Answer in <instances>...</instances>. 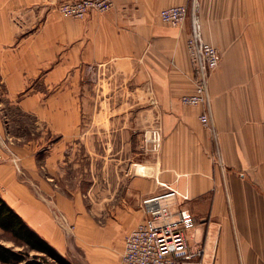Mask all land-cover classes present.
Wrapping results in <instances>:
<instances>
[{"label":"crops","instance_id":"1","mask_svg":"<svg viewBox=\"0 0 264 264\" xmlns=\"http://www.w3.org/2000/svg\"><path fill=\"white\" fill-rule=\"evenodd\" d=\"M59 1L0 0V146L20 158L0 163V195L72 264H119L144 199L171 187L196 264H264V0H114L83 19ZM193 3L223 55L212 128L181 100L191 20L160 19Z\"/></svg>","mask_w":264,"mask_h":264},{"label":"built area","instance_id":"2","mask_svg":"<svg viewBox=\"0 0 264 264\" xmlns=\"http://www.w3.org/2000/svg\"><path fill=\"white\" fill-rule=\"evenodd\" d=\"M114 0H60L58 10L67 16L86 18L92 11H106L112 8ZM190 13L188 5H173L161 10V19L171 25L183 24ZM188 47L196 69V90L183 96V102L201 105V122L213 127V114L209 99V76L219 65L221 54L203 35L201 24L195 12L192 13V28L188 38ZM155 147L160 149L163 137L159 130L154 133ZM11 157L17 161L16 154L8 146ZM159 151V150H158ZM6 154L0 148V162ZM177 191L171 187L162 194L144 199L143 205L147 217L141 221L126 237L125 251L119 264H189L202 249L193 250L189 243L188 231L196 225L195 215L184 207L175 204Z\"/></svg>","mask_w":264,"mask_h":264},{"label":"trees","instance_id":"3","mask_svg":"<svg viewBox=\"0 0 264 264\" xmlns=\"http://www.w3.org/2000/svg\"><path fill=\"white\" fill-rule=\"evenodd\" d=\"M0 228L14 244L0 240L1 264H72L31 228L0 195Z\"/></svg>","mask_w":264,"mask_h":264},{"label":"rangeland","instance_id":"4","mask_svg":"<svg viewBox=\"0 0 264 264\" xmlns=\"http://www.w3.org/2000/svg\"><path fill=\"white\" fill-rule=\"evenodd\" d=\"M59 3V2H58ZM181 5H183V4H181ZM114 6V5H113ZM189 6V9H190V13H189V15H188V18H187V20L190 18V20H191V28H192V13L193 12H195V14H196V16L198 17V20H199V22H200V24H201V29H202V35H203V37H204V39H205V36H204V32H203V27H202V21H201V18H200V15H199V13H198V10H197V5L195 4V3H193V4H191V5H188ZM57 9H58V4H57ZM107 11V10H106ZM102 12H104V11H102ZM160 15H161V11H160ZM160 19H161V16H160ZM186 20V21H187ZM161 21L163 22V23H165V24H168V25H171V24H169V23H166V22H164L162 19H161ZM181 24H179V25H171V26H180ZM191 34V33H190ZM189 37H190V35H189ZM188 37V38H189ZM206 40V39H205ZM207 41V40H206ZM208 42V41H207ZM210 43V42H209ZM212 44V43H211ZM214 45V44H213ZM187 46H188V39H187ZM215 46V45H214ZM218 50H219V52H220V54H221V61H222V58H223V55H222V51L217 47V46H215ZM189 48V47H188ZM190 52V51H189ZM190 56H191V53H190ZM191 61H192V58H191ZM221 61H220V63H221ZM220 63H219V65H220ZM218 65V66H219ZM192 66H193V72H194V82H195V88H194V90L192 91V92H189V93H186V94H184V95H187V94H191V93H194L195 92V90H196V81H197V76H196V69H195V66H194V64H193V61H192ZM218 66L210 73V76H209V99H210V108H211V113H213V110H212V99H211V93H210V90H211V77H212V74H213V72L218 68ZM183 95V96H184ZM183 96H182V98H183ZM181 98V100H182V103L183 104H185V105H189V106H196V105H191V104H186V103H184L183 102V99ZM197 106H201V105H197ZM202 107V106H201ZM204 108V107H203ZM202 108V109H203ZM202 112V111H201ZM155 130H159L160 132H161V135H162V137H163V125H162V122H161V119L160 118H156L155 120H154V123H153V125L151 126V128H149L148 130H145L143 133H142V147H143V149L145 150V151H147V152H150V153H155V152H159L158 150H159V148L158 149H154V147H155V139H154V135H153V133H154V131ZM162 143H163V141H162ZM12 143H10L9 141H6V142H4L1 146H0V148L1 149H3L4 150V152H5V154H6V159L4 160V161H7V160H13L12 159V157H11V153H10V151H8V150H6L5 149V146L6 145H8L13 151H14V153L16 154V157H17V162L20 160V158H19V156L17 155V152L13 149V145H11ZM162 146V145H161ZM161 148V147H160ZM4 161H2V162H4ZM14 161V160H13ZM2 162H0V163H2ZM177 195H178V193H177ZM176 198V197H175ZM174 201H175V199H174ZM176 206H178V207H184V206H179V205H176ZM184 208H188V207H184ZM189 209V208H188ZM190 210V209H189ZM191 211V210H190ZM192 212V211H191ZM193 213V212H192ZM194 214V213H193ZM195 215V214H194ZM196 217V216H195ZM196 221H197V218H196ZM140 223V222H139ZM138 223V224H139ZM196 225H197V222H196ZM196 225H195V227H196ZM194 227V228H195ZM193 228V229H194ZM193 229H191V230H193ZM190 230V231H191ZM190 231H188V233L190 232ZM9 238V234H7V233H5L1 228H0V240H2V241H4L5 243H7L8 245H13L14 243L10 240V239H8ZM191 246V245H190ZM192 248V247H191ZM193 249V248H192ZM199 249H202L203 251H202V253H201V255H198V256H196L195 258H193L191 261H190V263L189 264H196V263H199L202 259H203V255L205 254V248L204 247H198V248H196V249H193V250H199ZM71 262V261H70ZM1 264V263H0Z\"/></svg>","mask_w":264,"mask_h":264},{"label":"bare ground","instance_id":"5","mask_svg":"<svg viewBox=\"0 0 264 264\" xmlns=\"http://www.w3.org/2000/svg\"><path fill=\"white\" fill-rule=\"evenodd\" d=\"M123 256V255H122ZM204 256V255H203Z\"/></svg>","mask_w":264,"mask_h":264}]
</instances>
